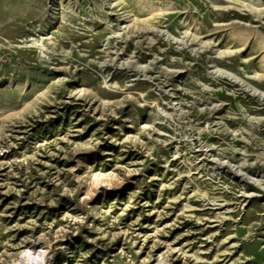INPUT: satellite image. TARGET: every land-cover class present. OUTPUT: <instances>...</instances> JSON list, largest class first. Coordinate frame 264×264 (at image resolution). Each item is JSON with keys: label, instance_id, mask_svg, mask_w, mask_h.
I'll return each instance as SVG.
<instances>
[{"label": "rangeland", "instance_id": "1", "mask_svg": "<svg viewBox=\"0 0 264 264\" xmlns=\"http://www.w3.org/2000/svg\"><path fill=\"white\" fill-rule=\"evenodd\" d=\"M40 244L264 264V0H0V264Z\"/></svg>", "mask_w": 264, "mask_h": 264}, {"label": "bare ground", "instance_id": "2", "mask_svg": "<svg viewBox=\"0 0 264 264\" xmlns=\"http://www.w3.org/2000/svg\"><path fill=\"white\" fill-rule=\"evenodd\" d=\"M97 184H101V188L106 191L113 186V180L108 176L95 175L92 182L93 190L97 188ZM48 252H50V246L47 244L35 245L33 248L26 247L20 251L19 256L12 264H46Z\"/></svg>", "mask_w": 264, "mask_h": 264}]
</instances>
